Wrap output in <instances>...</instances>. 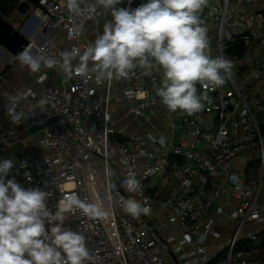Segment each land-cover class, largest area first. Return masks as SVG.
<instances>
[{
    "label": "built area",
    "instance_id": "obj_1",
    "mask_svg": "<svg viewBox=\"0 0 264 264\" xmlns=\"http://www.w3.org/2000/svg\"><path fill=\"white\" fill-rule=\"evenodd\" d=\"M66 2L39 0L54 17L35 54L59 59L62 51L83 52L92 43L88 35L97 31L94 24L112 19L95 0H81L79 13ZM142 2L124 0L119 6L135 8ZM40 5L32 4L30 16L39 25L30 39L50 19ZM199 15L211 55H223L234 67L222 87L208 90L210 102L198 113L169 111L156 95L162 71L148 75L139 67L126 79L97 82L74 74L67 86L46 85L41 108L26 111L20 105V99L33 96L29 88L9 95L2 105L7 126L0 129V141L57 117L32 134L41 154L16 155L7 179L47 191L53 211L71 193L107 210L104 219L79 210L66 214L64 227L86 238L87 264H264V239L256 238L264 230V84L257 94L246 81L260 79L264 65V0H209ZM59 33L65 42L60 52L55 49ZM236 41L243 48L240 55L227 52ZM44 77L41 73L38 80ZM13 104L24 114L18 122L6 111ZM115 112L153 127L157 116L165 125L124 133L115 128ZM244 152L251 159L238 162ZM251 160L257 162L255 176L244 180ZM132 173L141 185L138 192L124 184ZM130 198L150 212L136 218L127 214L123 201ZM250 227L255 230L244 234ZM224 231L229 235L220 241Z\"/></svg>",
    "mask_w": 264,
    "mask_h": 264
},
{
    "label": "clouds",
    "instance_id": "obj_2",
    "mask_svg": "<svg viewBox=\"0 0 264 264\" xmlns=\"http://www.w3.org/2000/svg\"><path fill=\"white\" fill-rule=\"evenodd\" d=\"M124 0H95L110 12L111 20L83 52L78 48L59 53V59L34 54L30 48L17 53L21 67L32 73L43 67L58 68L65 80L73 75L95 77L97 82L129 77L137 67L151 75L162 71L156 95L171 112H200L210 102L208 90L222 87L233 75V62L213 57L208 29L200 13L209 0H146L135 8L120 7ZM81 0H67V7L80 12ZM129 5L131 0H128ZM78 60L74 65L73 61ZM197 85L200 86L198 91ZM40 105L46 103L41 100ZM13 122L24 118L15 105L6 108ZM12 159L0 160V264H87L90 258L85 236L64 227L66 214L79 210L89 218L104 219L108 212L100 202H86L78 194H66L55 211L47 204L48 192L25 188L7 179ZM129 192H138L134 173L124 181ZM123 210L136 218L150 208L136 199L123 201Z\"/></svg>",
    "mask_w": 264,
    "mask_h": 264
},
{
    "label": "crops",
    "instance_id": "obj_3",
    "mask_svg": "<svg viewBox=\"0 0 264 264\" xmlns=\"http://www.w3.org/2000/svg\"><path fill=\"white\" fill-rule=\"evenodd\" d=\"M32 9V4L28 7L25 6L23 0H0V14L5 18L11 16L13 12H17L18 18L15 19L12 25H16L19 21H24L23 25V34L30 36L39 25L38 20L35 17L30 16V12ZM107 21L104 19L98 20L94 27L96 28V33L88 35L89 39L93 42L97 35L102 33L103 25ZM40 27V31H41ZM48 36V33L45 31L44 34L37 33L36 40L43 41ZM38 43V42H37ZM65 45L63 35L59 33L56 39V47L55 49L60 52ZM34 54L35 51L31 50ZM260 79L254 80L253 78H248L246 81L248 83L250 91H254L257 94H260L259 87L264 84V65H262L259 69ZM44 73L45 77L42 80H38V76ZM71 80V79H70ZM70 80H65L64 74L58 68H47L43 67L39 72L32 73L27 67H21L19 62L17 61L15 56L10 55L0 48V129H3L7 126L6 123V115L3 110V103L6 102L9 95L23 91L27 88L31 89L33 92V96L20 99V105L24 110L29 111L37 108H41L40 105V94L43 88L46 85H56L59 87L67 86L70 83ZM264 98V95H262ZM119 115V114H118ZM114 114L115 126L122 125L124 127L130 128L132 131H140L142 127L145 125H149V123H144L140 117L127 116L121 118ZM264 117V114L261 115ZM164 121L160 119V117L153 118V121ZM36 142H32L30 139H22L15 141L11 144L4 145V148L0 149V158L4 159H12L14 162L16 160L15 156L20 153H25L28 155H39L41 154V150L37 146V134L33 135ZM248 156V153L244 152L238 155V158L242 156ZM237 158V160H238ZM252 160L249 161L248 165H246L243 178L244 180H248L251 177L255 176L256 173V165L251 164ZM227 237L229 232H226Z\"/></svg>",
    "mask_w": 264,
    "mask_h": 264
},
{
    "label": "water",
    "instance_id": "obj_4",
    "mask_svg": "<svg viewBox=\"0 0 264 264\" xmlns=\"http://www.w3.org/2000/svg\"><path fill=\"white\" fill-rule=\"evenodd\" d=\"M25 3V6L28 7L31 4L40 5L39 0H23ZM42 8H44L42 5H40ZM67 7V2H66ZM45 9V8H44ZM68 9V8H67ZM46 10V9H45ZM49 12L48 10H46ZM50 13V12H49ZM73 15V14H72ZM74 16V15H73ZM54 17L53 14L50 13V19L49 21L44 24L41 28V34H44L46 31L47 25L51 21V19ZM75 17V16H74ZM23 26L20 28H15L12 24H10L1 14H0V48L3 49L5 52L9 53L12 56L17 55V53L23 51L25 48H29L31 45V39L28 35L23 34ZM38 44L42 41H37ZM54 118H57L56 116L42 122L35 124L28 128L27 133L24 135H18L3 141H0V147L4 145L11 144L15 141L22 140L26 138L28 135H32L36 133V131L47 124L48 122L52 121ZM61 118V117H60ZM67 124V123H66ZM69 127V125L67 124Z\"/></svg>",
    "mask_w": 264,
    "mask_h": 264
},
{
    "label": "rangeland",
    "instance_id": "obj_5",
    "mask_svg": "<svg viewBox=\"0 0 264 264\" xmlns=\"http://www.w3.org/2000/svg\"><path fill=\"white\" fill-rule=\"evenodd\" d=\"M16 18H18V14H17V12H13L12 14H11V16H9V17H5V19L11 24V23H13L14 21H15V19ZM25 21V20H24ZM24 21H19L16 25H13L15 28H20L21 26H23L24 25ZM114 114H116V115H118L119 113L118 112H115ZM120 115V114H119ZM118 115V116H119ZM154 124H155V127H153L152 125H145L144 127H142L141 129H140V131L142 132H145V131H153L154 129L155 130H161L162 129V127L165 125V120L164 121H157L156 122V120H154ZM115 128L117 129V130H120V131H122V132H124V133H129V132H132V130H130V128H127V127H124V126H122V125H116L115 126ZM154 128V129H153ZM33 136V135H32ZM31 136V140H32V142H36V140H35V138L34 137H32ZM251 159V156H242V157H240V158H238V162H243V161H248V160H250ZM256 160H252V162H251V164H254V165H256ZM221 222H224L225 224L226 223H228V225H230L231 223H232V220L231 219H225L224 220V218H222L221 219ZM261 227V226H260ZM261 229V228H260ZM259 229V230H260ZM253 230H255V228L254 227H250V229L249 230H246L245 231V233L244 234H246V233H248L247 231H253ZM227 231H224L223 233H222V237H221V239H220V241L222 240L223 241V239H224V237L227 235V233H226ZM256 238L257 239H260L261 238V235L260 234H257L256 235Z\"/></svg>",
    "mask_w": 264,
    "mask_h": 264
},
{
    "label": "trees",
    "instance_id": "obj_6",
    "mask_svg": "<svg viewBox=\"0 0 264 264\" xmlns=\"http://www.w3.org/2000/svg\"><path fill=\"white\" fill-rule=\"evenodd\" d=\"M242 45L241 42L236 41L232 42V45L227 48L228 53H236L237 55H240L242 52ZM259 234L261 235V238L264 239V230L260 231ZM239 248V247H238Z\"/></svg>",
    "mask_w": 264,
    "mask_h": 264
},
{
    "label": "bare ground",
    "instance_id": "obj_7",
    "mask_svg": "<svg viewBox=\"0 0 264 264\" xmlns=\"http://www.w3.org/2000/svg\"><path fill=\"white\" fill-rule=\"evenodd\" d=\"M37 40H36V34L31 35V45H30V49L33 50L35 48V46H37Z\"/></svg>",
    "mask_w": 264,
    "mask_h": 264
}]
</instances>
